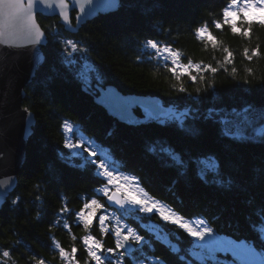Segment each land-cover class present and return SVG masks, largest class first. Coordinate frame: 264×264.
I'll return each instance as SVG.
<instances>
[{
	"label": "trees",
	"instance_id": "trees-1",
	"mask_svg": "<svg viewBox=\"0 0 264 264\" xmlns=\"http://www.w3.org/2000/svg\"><path fill=\"white\" fill-rule=\"evenodd\" d=\"M118 3V11L98 14L76 33L65 31L57 17H37L47 35L45 60L24 88L22 104L33 113L35 124L25 146V160L16 174V186L0 208V264L5 261V250L10 253L7 260L11 264H37L39 260L62 264L57 245L68 253L76 248L74 258L78 264H95L83 243L86 236L100 240L105 248L115 247L114 234L100 231L101 209L89 228L77 215L91 199L104 204L107 211L114 208L106 205L98 191L104 181L91 166L72 167L74 163L65 157L60 159L65 121L107 148L122 172L136 176L147 194L180 216L203 218L219 233L254 241L256 248L264 249V241L256 238L264 228V143L260 142L264 138L237 142L222 135L224 126L216 120L204 119L209 109L222 116L249 106L264 111V26L254 24L250 38L233 33L223 23V9L231 0ZM214 22L221 23L222 28H216ZM201 27L208 29L203 37L197 35ZM209 34L215 45L208 39ZM69 39L90 50L87 63L100 77L97 81L96 73L92 74L94 91V85H112L122 94L153 97L165 108L188 109L190 117L198 118H189L186 126L197 129L199 135H188L174 121L129 126L112 118L96 103L95 95L83 91L82 82L67 71L63 60ZM148 39L178 52V65L193 67L189 72H173L175 65L169 58L145 46ZM257 47L259 55L249 61L245 49L251 52ZM225 49L233 54L231 64L225 62ZM84 63L77 59L73 72L84 70ZM195 65H200V70ZM207 66L217 68V72L206 70ZM192 76L197 79L193 81ZM141 109L137 106L134 113L142 120ZM151 146L169 147L185 158L215 155L222 165L223 178L232 180L230 190L205 185L194 168L187 176L181 175L179 166L150 153ZM17 197L19 200L13 204ZM65 207L68 212L61 211ZM123 220L152 244L151 248L144 246L143 254H126L124 264H139L145 256L163 258L166 264H186L191 259L188 249L192 240L183 229L162 222L154 213ZM150 222L161 228L162 236L166 235L179 253L156 240L145 227ZM107 226L115 228L111 221Z\"/></svg>",
	"mask_w": 264,
	"mask_h": 264
},
{
	"label": "snow or ice",
	"instance_id": "snow-or-ice-1",
	"mask_svg": "<svg viewBox=\"0 0 264 264\" xmlns=\"http://www.w3.org/2000/svg\"><path fill=\"white\" fill-rule=\"evenodd\" d=\"M79 3V0H77ZM89 9L96 10V0H84ZM102 11L110 12L112 10H119L118 0H105ZM59 5L61 8V15L63 20L67 22L69 16L64 9L67 7L65 0H59ZM52 7V0H0V44L11 46L16 40L23 39L27 45L35 48L40 45L45 37L44 32L41 31L40 25L37 23V13L42 11L43 8ZM81 11H85L83 5H81ZM239 22V24H238ZM216 28H222L221 23L214 22ZM223 23L231 27L233 33L239 34L243 37H249L252 33V28L254 24H259L264 26V0H231V3L223 9ZM246 25V27H244ZM208 32L207 27H201L197 29V35L203 37L205 33ZM208 39L215 45V40L209 34ZM146 47L159 51V42L148 39L146 41ZM70 49V51H69ZM164 52L168 53L171 57V62L173 65H178L180 55L178 52L172 51L170 48L165 47ZM227 56H225V62L228 64L232 63L230 59L232 57V52L225 49ZM64 60L63 63L67 68V71L73 75V77L82 82L83 91L86 93H91L92 95L99 96L96 101L97 104L104 105L109 113L121 122L127 123L129 126H142L150 122H157L160 125H165L169 122H177L179 127L183 129L188 135L193 137L199 135V131L194 128L186 126V121L191 119H197L196 116L190 117V110L185 109L182 112L173 111L170 108H165L162 104L156 105H139L143 107V119H137L134 114V109L137 108L138 102L132 101L128 97H120L119 93L114 92V90H109L112 95H108L102 89L100 91H94L92 89V74L96 73V69L87 63L88 56L90 55V50L86 47H81L78 42H74L69 39L65 42L64 48ZM245 57L251 61L253 57L259 55L258 47L244 51ZM77 59H82L85 61L82 71L73 72V67L77 63ZM179 66V65H178ZM185 69L193 67L191 64L181 66ZM197 70H200V65H195ZM173 72L176 68L171 69ZM206 70L212 73L217 72V68L207 66ZM233 72L236 71L235 68L232 69ZM95 79L99 81V74L96 73ZM191 79L195 81L196 76H192ZM181 92L185 89L181 88ZM28 112V109H24ZM251 106L243 109V112L233 113L237 117L242 119L239 122L233 121L230 117L222 116L217 110L209 109L205 115V120H216L218 123L223 125L222 135L225 138L233 139L237 142L245 141H256L258 137H264V124L256 127V120H253L248 115L250 112H254ZM257 120L264 121V111L259 112ZM31 121L29 120V125ZM229 125L236 128V131H232ZM64 127L71 131V126L64 122ZM31 130L26 129L25 138L31 136ZM4 138L3 130L0 129V141ZM264 143V139L260 140ZM94 142L85 140L84 138L78 139L75 143L68 139L64 140V148L69 149L73 156H80L81 153H86V162L94 166L96 169V175L103 178L106 181L105 186L98 190L103 193V197H106V203L111 206L112 204L118 205L122 210L120 216L113 217L116 219L117 227L110 228L107 226L110 223V217L108 215H100L98 217L99 226L101 233L113 235L115 237V247L105 248L104 244L92 236H86L84 238V245L87 247L88 256L95 264H124V257L126 254L131 255L133 251H139L143 254L144 246L149 248L152 247L151 241L146 239L144 235L140 234L136 229L129 226H120L121 219L131 215L133 210L144 213H151L154 210L157 211L163 220L178 224L179 228L183 229L190 237L193 238L192 249L188 253L191 259L185 258V256H180L181 260H186V264H209L210 261L216 260L218 254H230L232 257L231 264H264V258L256 261L253 259L257 255L255 252L254 241H249L247 239H233L229 236H222L219 234V229L209 226V223L204 219L200 220V227L193 228L190 222L184 220L179 215H174L169 212L165 214L164 206L158 207V202H149L142 198L143 190L138 187L140 181L136 176H123L124 184L116 183L117 177L115 175V169H110L109 161L104 156V152L99 146L93 147ZM79 151H73V150ZM148 151L153 155H160L166 157L172 164L179 166L181 175L187 176L189 169H195L196 177L203 182L205 185L214 184L217 187L230 190L232 185V180L228 178L225 180L223 178L222 165L219 158L215 155H205L203 158L200 156L193 157L191 155L185 158L182 155H178L174 150L169 147L161 146L159 149L156 146H151ZM59 157L64 160V153L60 152ZM8 160L11 162L9 154L0 151V161ZM67 162V161H65ZM76 167L75 164L71 165ZM79 167H84L83 164ZM211 177V178H210ZM102 181V182H103ZM109 185L115 188V192L110 194ZM13 184L5 183L0 181V197L7 198L11 195ZM117 193L120 195L118 196ZM39 199V197H37ZM19 200L17 197L12 200L13 204H16ZM131 206V207H126ZM84 209H88L87 214L84 211L79 213V218L83 222L85 228H89L93 224V218L96 217L97 211L103 209L107 212V208L104 204H101L97 199H91L90 203L84 204ZM62 212H68V208H62ZM67 227V225H65ZM156 240L161 241L164 244H168L172 247L173 251L176 253L180 252L179 248L171 245L168 237L166 235H156ZM257 239L264 241V235L257 234ZM133 245L139 247L133 248ZM59 254L65 259L69 257H74L76 253V248L72 249L71 253H66L65 250L59 245ZM123 250V251H121ZM10 255L9 251L5 250L2 252L4 258H8ZM37 264H45L43 260L37 261ZM70 264H74V260L70 261ZM139 264H166V261L160 257L148 258L139 261ZM218 264V261H217Z\"/></svg>",
	"mask_w": 264,
	"mask_h": 264
},
{
	"label": "water",
	"instance_id": "water-1",
	"mask_svg": "<svg viewBox=\"0 0 264 264\" xmlns=\"http://www.w3.org/2000/svg\"><path fill=\"white\" fill-rule=\"evenodd\" d=\"M104 2L105 0H96L97 8L93 11L84 4V0H79V3H77V0H65L67 7L64 11L69 16V20L65 22L61 15L59 0H52V7L43 8L42 11L37 13V17H57L59 24L62 25L65 31L76 33L86 21L91 20L98 14L109 13L101 10ZM81 5L85 8L83 12L81 11ZM113 11L115 10L110 12ZM37 23L40 25L38 19ZM40 28L44 32L41 26ZM44 34L45 37L42 43L35 48L27 45L23 39L16 40L11 46L0 44V129L4 133V138L0 141V151L9 154L11 158V162L8 160L0 161V181L13 184L12 191L16 186V174L25 160V146L29 138H25L26 129L30 128L32 133V127L35 124L33 113L28 108V112H25L24 109L26 107L23 106L22 102L25 96V86L31 82L37 69L45 60L43 48L47 44V35L45 32ZM94 89L97 92L102 89L110 96L112 92L109 90H114V92L119 93L120 97H128L132 101H137L138 106L157 104V99L153 97L122 94L112 85H94ZM98 99L99 96H94L95 101ZM99 105L105 109L108 115L114 118L104 105ZM29 120L31 121L30 125ZM112 192H115V190ZM117 195L119 196L120 194L117 193ZM6 200L7 198L0 197V208ZM104 200L106 203L107 198L105 197ZM106 205L114 209L119 208L115 204L109 206L106 203ZM220 235L225 236L222 233Z\"/></svg>",
	"mask_w": 264,
	"mask_h": 264
},
{
	"label": "rangeland",
	"instance_id": "rangeland-1",
	"mask_svg": "<svg viewBox=\"0 0 264 264\" xmlns=\"http://www.w3.org/2000/svg\"><path fill=\"white\" fill-rule=\"evenodd\" d=\"M165 48V46H162V47H159V51H158V55H160L162 58H169L171 60V57L169 56L168 53L164 52L163 49ZM182 65H175L177 71L179 72H189L190 71V67L185 69L183 67H181ZM167 108H170L172 109L173 111H176V112H182L183 110H180V109H174L173 107H167ZM142 111V118H143V109H141ZM240 112H243V111H240ZM259 111L258 109H255L254 112H250L248 115L250 116L251 119L253 120H256V124L255 126L256 127H259L260 125L264 124V122H260L259 120H257V116L259 114ZM225 117H230L233 121L235 122H239L242 118L241 117H237L235 115V113L233 112H229V115H225ZM70 125V124H69ZM71 126V125H70ZM228 127H232V131H236V128L233 127L232 125H229ZM63 135H64V140L65 139H68L70 140L71 142L75 143L78 139L80 138H84L85 140L87 141H90V142H94L93 143V147H96V146H99L100 149L103 150L104 152V156L107 158V160L110 162L109 163V166H110V169H115V175L117 177V180H116V183L118 184H124V180H123V176L127 175V176H130L124 172H122L119 168V165L118 163L116 162V160L112 157V155L109 153V150L103 146H101L97 141H95L93 138H90L88 137L87 135H85L80 129H78L77 127L75 126H71V131L67 130L65 127L63 128ZM264 138V137H262ZM73 151H79L78 149L77 150H73ZM63 153H64V157L70 162V163H74L76 165H88V166H91V168L94 170V172L96 173V169L94 168V166L90 165L89 163L86 162V157H87V154L86 153H81L80 156H73L72 155V152L69 150V149H66L64 148L63 149ZM103 179V178H102ZM106 184V181H104L102 187L100 189H102ZM109 189H110V192H112L113 190H115L114 187H112L111 185L108 186ZM138 187L140 189L141 186L138 185ZM99 189V190H100ZM143 190V189H142ZM102 193V192H100ZM103 194V193H102ZM142 198L143 199H146L148 200L149 202H152V201H156L158 202V207L159 206H164V209H165V214H168L169 212L173 213L174 215H179L178 213H176L175 211H173V209H171L169 206H167L166 204H164L163 202L151 197L149 194H147L144 190L142 192ZM126 207H131V206H126ZM113 209V208H112ZM81 211H84L86 214L87 212L89 211L88 209H83ZM79 211L77 213V215L79 216V213L81 212ZM121 209L118 208L117 210H110V211H107L105 212L103 209H101L98 214L99 216L104 214V215H108L110 217V221L112 222L113 225H115V227H117V224H116V219L113 217V213H115V216H120L121 215ZM151 213H154L156 214L159 219L164 222V223H170V224H173V225H176L177 227H179L178 224H175V223H172L171 220L169 221H165L163 220V218L161 217V215L157 212V211H153ZM151 213H144V212H138V211H135L133 210V212L131 213V217H140V215H149ZM180 216V215H179ZM182 217V216H181ZM184 220H187L190 222V225L193 227V228H199L201 225H200V220L203 219V218H198V217H194V218H184L182 217ZM207 222V221H206ZM125 222L123 220V218L121 219V224L120 226H125ZM127 226V225H126ZM209 226H211L209 224ZM145 227H147L148 231H150L152 234H154V236L156 237L157 234H160L162 235V231H161V228L155 226L154 224H152L151 222L150 223H147L145 225ZM212 227V226H211ZM261 231V235H264V228L262 227L260 229ZM190 239L192 240V243L194 242L193 241V238L190 237ZM261 248V247H259ZM190 250H193L192 247H190V249H188V252ZM255 252L257 253V255L255 257H253L254 260L256 261H259L260 259L264 258V249H258L255 247ZM68 253V252H66ZM71 253V252H69ZM61 263L62 264H70V261H73L74 260V264H78L77 261L75 260L74 257H69V259H65L63 257H61ZM217 261H218V264H231V261H232V257L230 254H218L217 257H216V260H213V261H210L209 264H217ZM3 264H11L9 263V261L7 260V258H5V261L3 262Z\"/></svg>",
	"mask_w": 264,
	"mask_h": 264
}]
</instances>
